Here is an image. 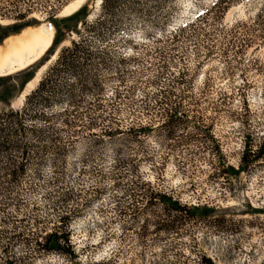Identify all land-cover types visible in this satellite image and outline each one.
I'll return each instance as SVG.
<instances>
[{"label": "rangeland", "instance_id": "rangeland-1", "mask_svg": "<svg viewBox=\"0 0 264 264\" xmlns=\"http://www.w3.org/2000/svg\"><path fill=\"white\" fill-rule=\"evenodd\" d=\"M59 1L0 0V44L44 24L56 34L57 17L58 43L27 67L35 77L46 65L43 77L63 46L83 39L98 85L73 91L76 113L97 125L59 120L55 143L27 135L24 170L0 158V264H264V153L236 175L222 171L238 168L246 137L253 150L264 142V0L225 9L215 0H121L112 15L85 0L84 21L62 20L74 0ZM21 70L0 75V108L24 104L34 77L22 83ZM55 79L53 96L64 101L51 110L69 105L61 85L75 81L69 72ZM157 193L213 211L189 217ZM70 209L73 256L43 239L65 230Z\"/></svg>", "mask_w": 264, "mask_h": 264}, {"label": "trees", "instance_id": "trees-1", "mask_svg": "<svg viewBox=\"0 0 264 264\" xmlns=\"http://www.w3.org/2000/svg\"><path fill=\"white\" fill-rule=\"evenodd\" d=\"M229 1L231 0H215L214 5H221L224 3L221 7L225 9ZM59 2H61V0ZM120 2L121 0H101V5L106 14L112 15V13H115ZM86 7V5H83L76 12L72 13V15L70 14V16L63 17L62 20L70 21L77 19L82 15L80 20L84 21L86 19L84 17ZM17 17L20 19L24 18L25 14L18 13ZM50 18L52 24L56 26L57 32L49 51L55 46V44L58 43L60 27V21L57 17L53 15ZM9 28L10 26H8L6 30ZM71 28L74 30L76 26ZM90 64L91 53L87 48V44L83 39H73L69 45L63 46L58 51V56L54 64L49 68L46 75L41 77L38 85L26 96L24 104L21 108H0V158H2V160L6 159L8 163H10L11 167H8L7 169L15 172L25 169L23 160L27 158V135L29 134L37 138V140L41 139L45 136V134H49L51 141L55 143L58 140L57 125L58 122H60L59 120H61L62 126L70 128H74L79 124L89 128L97 125V121L93 119H90L86 123L81 120L76 111L82 106V101L73 93L76 88H78L79 91H87L91 87L98 85V77L94 74H89L87 67ZM34 68L35 67L33 66L27 67L26 69L17 72L16 75L23 76L22 83L28 82L34 77ZM62 72H69L75 78V81L72 83L69 82L61 85L62 91L66 90L70 92V96L68 98L69 105L58 110H51L49 107L53 106L54 103L61 105L64 101V99H62L63 97L53 96V91L56 86L55 78ZM167 110L168 112L171 111L169 116L172 117L177 108H173L171 106ZM28 119H31L32 121H28ZM148 129L149 128L147 126H142L138 130L136 128L131 130H135L138 133ZM118 130V128H112L110 130H106V132L112 134L116 133ZM263 150L264 142L259 145L257 150H253L248 138L246 137L238 168L235 169L231 165L223 163V166L225 167H223L222 171L227 172L230 175H236L240 171H245L250 164L262 157L264 153ZM157 195L169 208L181 211L189 217L205 218L211 215V212L213 211V208L208 206L197 205L186 207L185 205H181L178 200L172 199V197L166 193H157ZM67 196V194H63L61 200L66 201ZM153 197H155V195L152 192L150 194V198L152 199ZM7 205H9L7 202L1 203V206L4 208ZM70 212L73 213L74 211L70 209L61 217V221L65 225V230L55 229L51 233L45 235L43 239L45 240L44 246L48 250L65 252L73 256L74 251L71 249L72 247L69 244L70 232L67 231L70 226V219L72 216ZM19 236H21V234ZM38 238L39 236H37V242ZM7 264H11V262L9 261Z\"/></svg>", "mask_w": 264, "mask_h": 264}, {"label": "bare ground", "instance_id": "bare-ground-1", "mask_svg": "<svg viewBox=\"0 0 264 264\" xmlns=\"http://www.w3.org/2000/svg\"><path fill=\"white\" fill-rule=\"evenodd\" d=\"M84 2L85 0H74L64 8V15L76 12ZM54 35V26L44 24L37 28L29 27L21 34L7 38L4 45L0 44V75L21 70L39 60L52 46ZM45 66L37 71L20 96L21 105L39 83Z\"/></svg>", "mask_w": 264, "mask_h": 264}]
</instances>
